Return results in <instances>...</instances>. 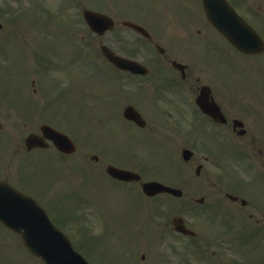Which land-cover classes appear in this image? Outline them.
<instances>
[{"label":"rangeland","instance_id":"rangeland-1","mask_svg":"<svg viewBox=\"0 0 264 264\" xmlns=\"http://www.w3.org/2000/svg\"><path fill=\"white\" fill-rule=\"evenodd\" d=\"M128 2L130 1L0 0V7L7 6L9 9V12L0 15V21L3 22V26L0 28V74H2L0 75V87L5 86L7 82V85H11L8 92L9 95L13 99L17 95L20 101H24L25 98L21 91L24 86L23 77L17 75H23L31 67L26 74V87L28 86L29 94L32 98H38L42 101L47 98V94H51L49 98L55 99L53 93H57L61 86H68V83L71 82L70 80H73L71 77L75 76L74 80H78L76 81V86H74L73 82V91L76 94L75 99L79 98L82 104L88 101L87 99L93 101L92 99L94 98H91L92 96L87 99H81L80 94L94 91L100 96L97 102L110 108V111H106L102 116H95L94 118L112 120L113 128L122 130L125 136L134 133L137 137L140 134L144 136L145 133H149L151 137H156L158 142H161L163 138L166 143L171 145L170 149L176 158L178 157L177 153H181L180 147L183 141L188 144L193 143V141H186V138H190L189 134L183 133L185 137L182 132L179 133L171 125L169 118L165 115L167 101L161 99L160 95H156L152 90L153 88L148 86V84L152 86V82L147 81L145 77H131L122 73L104 57L100 50L102 43H108L120 52H135L132 49L135 40H140L141 38L137 37L132 30L119 24L115 31L107 32L104 35H96L86 25L83 17V9L86 7L107 8L106 10L114 7L113 11L110 10L112 14L116 18H123L124 15L127 16L130 13L129 7L127 10L125 9V4ZM134 2L142 7L147 14L155 12L152 15L154 19H151L154 24L139 16L136 12L131 15L132 19L143 20L151 24L155 30L162 34L161 38L163 41L168 42V46L170 45L171 47L174 40L177 39V35H173V33L181 29V18H186L184 15L186 12L185 7L194 11L200 5V0H188L186 2H181L180 0H157V9L153 0H132L130 4ZM181 4H184L185 7ZM253 6L260 10V7H264V0H254ZM21 8H23L21 10L22 18L17 14ZM12 14H16V16ZM15 19H18V24L13 22ZM256 24L260 26L257 22ZM178 32L182 31L179 30ZM209 32L212 36L214 35L211 31ZM49 35L51 36L49 37ZM55 38L58 40H55ZM220 43H222L223 48L227 47L230 52H234L222 39ZM40 50H42V59L45 61L42 64L35 59L37 52ZM143 53L145 52L140 54L143 56ZM218 53H220L219 50ZM221 60L222 65L225 66L226 80L224 82L226 83L222 84V90L219 89L216 92L228 111L230 113L236 112L243 116L249 127V132L241 136L232 133L227 127L221 128L225 131L228 130V133L232 136L231 139L235 140L237 148L234 154L238 158H231L234 164L228 157L221 162L222 175L224 179H228L230 175L228 173L234 169L237 174L242 175L241 177L244 180L250 182L249 185L254 188L250 196L252 200L249 203L242 204L241 201H237L234 205L224 206L221 211L223 222L233 226L232 220L234 221L233 227L236 229L234 231L224 234L218 227L222 226L213 220V216L205 215L197 210L192 211L195 203L190 200L191 193L194 196L204 195L209 200H217L221 197L215 192L217 185L211 183V178L209 177L216 171L214 167L218 168L220 166L212 163H208L205 170L199 175L195 172L196 159L191 160L187 164L180 161L185 169L177 168L170 163L169 167H174L175 171L174 173L163 171V175L167 176L165 180L182 187L186 193L183 197L162 193L156 197L143 199L142 192L136 191L131 186L119 188V190L117 189L114 192L109 185L110 179L105 176V165L112 158H109L104 151L116 157L117 152L120 150H123V153L124 151H130L128 145L130 142H125L124 145L128 146L122 149L116 135H114L115 141L110 134H104L99 137L98 139L100 140L98 142L78 139V149L72 155L63 156L53 149L48 151L42 149V151H35L29 155L39 164L24 166L23 178L26 179L27 183L37 182L36 180L41 178L37 186L38 188L42 187V199L51 205L48 204L52 209L51 212L55 215L54 217L51 214V217L57 224L58 215L64 213V219L67 220L66 222L62 221L64 228L76 236H81L82 233L84 236L89 234L84 232L85 223L88 226L86 229L90 233L97 235L102 233L104 224H112L109 234L106 237L103 236L99 242L74 236L78 245L90 255H93V252L98 254L99 252L105 253L104 261L106 262L104 264H119L116 259L126 257V253H129L130 262L149 264V252L152 247L154 251L156 249L164 253L162 257L165 264H252V261L257 262V264H264V244L254 245L251 249V246L247 248L246 241L241 242V239L236 240L235 237L236 234L244 235L248 230L252 240L256 242L264 241L263 239H257L259 237L258 234L252 233L256 226L262 225L260 222L257 223L256 220L264 221V131L258 128L259 122L254 117V113L259 109L254 107L252 101H249L246 97L243 102L239 103L238 108L235 104L238 103L239 99H232L229 92L224 89L225 84H230L233 90H244L247 93L246 96H252L251 92L254 91V93L264 99V93L262 92V87L264 88V54L248 58L235 54L234 56L223 57ZM48 64L51 66L56 65L52 67L46 66ZM209 64L210 62L204 61L203 64H199V68L205 69ZM88 65H91V68ZM93 65L96 68H93ZM41 66L42 70H40ZM92 69L95 70L91 72ZM207 71L211 72L208 68ZM199 72L195 71V74L209 80L212 78L211 75L206 74L204 71ZM116 73H119L120 77L112 81L110 77ZM169 75L175 78L178 73H169ZM87 76L91 77L88 78ZM191 79H194L193 75H191ZM188 83L192 88L199 90L198 86L193 87L195 82L190 80ZM47 84H50V86H46ZM139 91L145 94L140 95ZM239 96L243 95L239 94ZM254 97L258 98L255 95ZM128 102H136L148 114L151 113L148 110L150 105L152 106L151 110H154L152 117L155 118H152V120L153 124L156 125V131L152 132L148 127L139 128L130 122L128 123L123 118L121 115L122 109ZM61 106V101L51 100L48 105H44V108H48L44 109L43 112L47 115H54V123L67 127V123L62 118L56 117ZM63 106H66V104H63ZM246 107H249L252 113L245 112L244 108ZM81 116L82 114H79L74 119L72 117L71 124H75L76 118L80 119ZM257 117L261 118V113ZM0 118L4 122V126L0 130V137L7 135L5 142L0 144V174L8 176L7 173L12 172L16 168L19 158L23 155V145H20L21 139L26 134V126L23 123L26 122L25 124H28L32 129L38 123L50 120L44 118L43 115L41 116L38 109L30 113L18 111L14 105L9 104L1 97ZM262 118L264 119V115ZM90 123L93 126L100 124L97 121V124L93 121H90ZM185 123L191 127L193 126L189 121ZM80 126L81 130H83L84 127ZM198 127H192V132L197 133L199 131ZM102 128L103 126L100 125V131L96 127L94 130L103 132L104 129L101 130ZM208 136L209 144L216 148L212 142L216 139L209 133ZM141 145L138 146L141 152L147 154L148 148ZM171 150H168V148L165 150L163 147V154H161L160 159L169 162L163 157H166L168 151ZM93 154H98V162L91 158ZM128 158L132 159V156ZM176 161L179 160L177 159ZM129 162L132 163L131 161ZM176 171L182 175H179L180 178L175 175ZM217 172H219V169ZM32 173L35 174L32 175ZM146 175L151 178L153 173L151 175V172H148ZM156 175L154 177L159 179L164 177L160 172ZM108 186L110 189L107 188ZM136 195H141L142 197L138 198ZM258 200H261L260 205L255 203ZM237 207L245 214H236L232 219L229 218L227 216L228 213L236 211ZM251 213L252 215H250ZM176 214L187 216V219L192 224L190 227L198 232L196 239L192 240L186 235L182 237L171 235L167 239L166 232L171 227V218L176 216ZM122 225L126 227L127 233L123 238H121V235L123 236L125 231ZM152 226L157 229L152 228ZM130 227L134 229L139 227L147 228L153 231L151 234L149 231L143 230L144 234L152 236L147 246H135L134 242L136 239L134 234L130 235ZM144 234L137 236L140 241H142L141 236ZM164 235L166 239H164ZM215 235L218 236L216 241L210 243L206 241L207 237ZM209 239L214 240L215 238ZM101 242L103 243L102 247H99ZM128 244H132L135 247L130 249ZM86 245L92 247L96 245V247L87 248ZM145 252H148V254L145 258H141L142 253ZM240 254L243 256L241 257ZM160 255L157 260L160 259L161 262L162 257ZM86 256L88 257V255ZM88 258L93 261L90 257ZM124 263L129 264L128 260ZM0 264H43V261L26 250L19 233H14L1 227L0 224Z\"/></svg>","mask_w":264,"mask_h":264},{"label":"water","instance_id":"water-1","mask_svg":"<svg viewBox=\"0 0 264 264\" xmlns=\"http://www.w3.org/2000/svg\"><path fill=\"white\" fill-rule=\"evenodd\" d=\"M223 8L225 6L223 5ZM211 19L217 27H219L235 44L245 50L259 49L261 43L257 44L255 39L247 37L233 36V32L227 29L225 21L228 20L230 15L219 17L216 14H210ZM249 36L253 35L248 31ZM244 41V43L241 42ZM119 62V61H118ZM126 173L115 169V173L123 176ZM147 191L155 193L160 190L175 191L173 188L164 186L157 182H149ZM13 190V189H12ZM14 197L20 201H24L26 207L24 208L25 216L28 219L26 223V231L23 237L27 246L36 254L41 255L46 264H90L79 252L75 250L69 238L57 229L48 219V216L43 208H41L33 199L26 197L19 192L13 190Z\"/></svg>","mask_w":264,"mask_h":264},{"label":"flooded vegetation","instance_id":"flooded-vegetation-1","mask_svg":"<svg viewBox=\"0 0 264 264\" xmlns=\"http://www.w3.org/2000/svg\"><path fill=\"white\" fill-rule=\"evenodd\" d=\"M211 74H212V76L214 77V79H215V82H212L211 80H209V79H205V78H203V76H198L197 78H198V80L196 81V83H195V85L193 86V87H195V86H198L199 88H201V86L202 85H204V84H209L211 87H212V90L210 89V94H209V99L208 100H217L216 102L221 106V108L223 109V107H222V104H223V101H222V99L220 98V96L217 94V92L216 91H219V89L220 90H222V81H221V72H219V71H214L213 73L211 72ZM215 85V86H214ZM228 85L227 84H225L224 85V89H225V91L226 92H230V94L232 93V91H230L229 89H228V87H227ZM193 92L194 93H198V89H195V88H193ZM171 108H172V110L174 111V112H176V113H179L180 114V111H181V109H180V107L176 104V103H174V102H171ZM224 110V109H223ZM177 116H179V115H177Z\"/></svg>","mask_w":264,"mask_h":264}]
</instances>
